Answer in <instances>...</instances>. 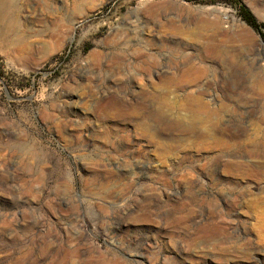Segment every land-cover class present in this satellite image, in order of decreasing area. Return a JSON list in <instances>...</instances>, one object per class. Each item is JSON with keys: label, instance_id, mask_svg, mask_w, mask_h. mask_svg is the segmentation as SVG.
<instances>
[{"label": "rangeland", "instance_id": "rangeland-1", "mask_svg": "<svg viewBox=\"0 0 264 264\" xmlns=\"http://www.w3.org/2000/svg\"><path fill=\"white\" fill-rule=\"evenodd\" d=\"M204 1L0 0V264H264V0Z\"/></svg>", "mask_w": 264, "mask_h": 264}, {"label": "trees", "instance_id": "trees-1", "mask_svg": "<svg viewBox=\"0 0 264 264\" xmlns=\"http://www.w3.org/2000/svg\"><path fill=\"white\" fill-rule=\"evenodd\" d=\"M211 2V0H206L204 2ZM239 6L238 14L243 21H245L249 26L254 28L257 31H260V27H264V23H259L254 15L243 5L240 3L237 4Z\"/></svg>", "mask_w": 264, "mask_h": 264}, {"label": "bare ground", "instance_id": "bare-ground-1", "mask_svg": "<svg viewBox=\"0 0 264 264\" xmlns=\"http://www.w3.org/2000/svg\"><path fill=\"white\" fill-rule=\"evenodd\" d=\"M194 101H199V103L201 102L198 98H193V102ZM198 114H193L192 117H193V120L195 121V119H198ZM179 123L183 122V119H179L178 120ZM200 122V121H199Z\"/></svg>", "mask_w": 264, "mask_h": 264}]
</instances>
